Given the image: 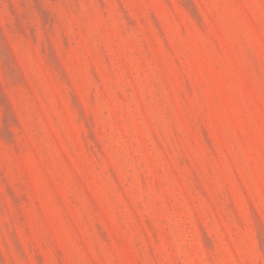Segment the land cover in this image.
<instances>
[{"label": "rangeland", "instance_id": "obj_1", "mask_svg": "<svg viewBox=\"0 0 264 264\" xmlns=\"http://www.w3.org/2000/svg\"><path fill=\"white\" fill-rule=\"evenodd\" d=\"M0 264H264V0H0Z\"/></svg>", "mask_w": 264, "mask_h": 264}]
</instances>
